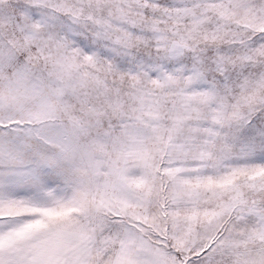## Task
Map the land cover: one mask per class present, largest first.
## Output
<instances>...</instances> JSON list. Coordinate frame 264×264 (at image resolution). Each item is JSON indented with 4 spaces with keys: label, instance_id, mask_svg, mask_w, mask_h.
<instances>
[{
    "label": "snow or ice",
    "instance_id": "1",
    "mask_svg": "<svg viewBox=\"0 0 264 264\" xmlns=\"http://www.w3.org/2000/svg\"><path fill=\"white\" fill-rule=\"evenodd\" d=\"M0 264H264V0H0Z\"/></svg>",
    "mask_w": 264,
    "mask_h": 264
}]
</instances>
